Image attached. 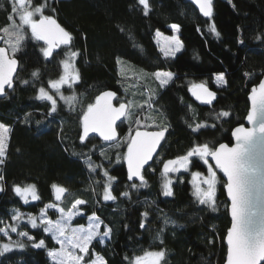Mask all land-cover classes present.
Instances as JSON below:
<instances>
[{
	"label": "trees",
	"instance_id": "obj_1",
	"mask_svg": "<svg viewBox=\"0 0 264 264\" xmlns=\"http://www.w3.org/2000/svg\"><path fill=\"white\" fill-rule=\"evenodd\" d=\"M40 2L43 0H33L34 4ZM148 3L147 15L138 0L49 3L45 14L52 15L72 34L71 48L80 53L74 62L80 79L71 88L62 89L65 97L74 92L76 100L70 105L56 96L57 112L51 115H48L51 105L36 97L40 87L47 89L50 80L61 76V61L67 48H60L53 57L45 59L40 51L43 42L32 39L30 31L21 42L14 55L19 62L14 87L0 99V123L11 129L5 163L0 166V175L4 176L0 182L3 185L0 220L4 224L0 227L11 222L13 209L37 215L47 204L68 209L76 199H82L87 203L79 206L82 215L74 224H85L86 218L95 213L103 221L100 231L105 225L112 230L103 243L95 239L90 245V251L102 256L107 264H128L126 256L131 258L144 250L160 248L166 250L163 264H223L224 237L230 220L222 185L217 190V211L199 204L192 193L190 178L194 171L204 173L206 166L198 158H190L193 162L189 164V172L174 175L173 195L164 196L162 161L186 154L196 143H231V130L243 124L247 114L250 88L264 77V0H212L213 14L208 19L187 0H148ZM12 6L10 0H0V29L10 25ZM173 24L179 26L183 47L175 57L166 58L154 43V33L171 34ZM212 25L219 35L211 31ZM0 35L4 40L6 34L0 31ZM121 67L138 75L141 85L133 87L130 80L123 79ZM33 71H38L37 77L32 76ZM157 71L171 72L181 79L173 86H158L153 94L145 87L148 85L143 74ZM221 73L224 83L218 85L215 76ZM187 79L203 80L216 93L211 105L200 106L191 99ZM145 88L148 91L144 92ZM105 90L117 93V105L129 104L131 100L132 116L118 127L120 140L116 143L104 144L94 137L81 143L79 116ZM149 91L151 108L146 109ZM221 111L229 116L217 119L216 114ZM25 114H29L27 119ZM137 117L142 124L168 126V131L156 157L142 173L145 186L132 188L133 183L138 186L140 183L127 180L123 141L130 130H135ZM198 123L206 126L193 132L192 127ZM88 156L99 166L94 172L85 163ZM105 171L116 178L110 187L116 197L113 201L103 200ZM54 183L66 189L61 201L55 200L51 188ZM26 184L36 186L39 200L30 199L25 204L15 195L13 185ZM122 192L129 195L122 196ZM49 212L52 218L57 216L56 212ZM145 212L147 217L142 215ZM165 219L171 222L165 224ZM19 229L37 242L44 239L45 246L34 248L26 241L23 249L0 256V264H54L47 252L57 248V244L42 227L22 223ZM157 233L163 244L155 239ZM0 242H5L3 234ZM88 259L86 256L85 260Z\"/></svg>",
	"mask_w": 264,
	"mask_h": 264
},
{
	"label": "snow or ice",
	"instance_id": "obj_2",
	"mask_svg": "<svg viewBox=\"0 0 264 264\" xmlns=\"http://www.w3.org/2000/svg\"><path fill=\"white\" fill-rule=\"evenodd\" d=\"M50 2L53 0H43V2L35 4L33 0H10L13 6L8 20L11 23L0 31L6 34L7 39L4 40V43L8 45V49L13 55H9L8 49L0 47V95L5 94L6 87L8 89L14 87V74L18 70V61L14 55L19 50L21 42L27 38L30 30L32 39L43 42L40 51L45 59L53 57L55 49H60L61 46L67 47L64 52L65 58L61 61L63 74L57 80H50L48 86L55 90V93L59 94L66 103L71 105L76 100L74 92L71 96L65 97L60 93V88L62 85H68L71 88L74 83L79 81L80 76L74 62L80 53L71 48L74 40L72 34L65 30L52 15L45 14ZM190 2L198 7L199 12L204 17L212 16V0H190ZM138 3L143 5L144 14L147 15L149 11L148 0H138ZM51 11L55 12V8H52ZM17 18L18 23L16 22ZM171 28L174 32L179 30V26L176 24L171 25ZM211 31L216 33L214 25L211 26ZM216 34L219 35V33ZM161 35L157 31L156 36L161 37ZM259 38L257 37V39ZM163 39L166 42L165 45H160V40H157L159 51L166 58L175 57L176 53L183 47L181 41L175 35ZM153 75L159 81L161 88L173 79L171 72L157 71ZM32 76L37 77L38 71H33ZM215 80L218 85L224 83L223 73L216 75ZM22 83L28 82L22 81ZM188 90L196 100L203 104L211 105L216 97V93L210 91L204 82L192 83ZM115 96L116 93L111 91L102 92L96 96L94 103H89L83 110L79 116L82 129L79 134L81 143L89 137L90 133L98 134L106 142H116L119 139L116 130L117 121H121L122 117L130 119L132 113L129 110L130 103H120L118 107L114 106L112 101ZM36 98L51 103L48 115L57 112V101L53 95L46 91L45 87L39 88ZM249 100L251 108L247 113L246 120L252 127L247 128L243 124H238L231 132L235 140L232 146L227 143H196L186 154L162 161L161 174L163 176L162 190L164 196L173 195L172 180L168 174L179 172L181 169L187 171L189 164L193 162L190 158H198L199 161L203 162V166H206V174L201 171L191 173L193 195L199 204L206 205L215 212L219 207L217 204L218 185H222L226 191L230 201L228 211L231 223L224 237L227 245L225 264H264V79L260 80L258 86L251 89ZM28 115L25 114L26 119ZM227 116L229 113L225 111L216 114L217 119ZM134 123L136 124L134 132L130 130L126 140L123 141L127 151L122 158L127 164L128 180L132 181L133 178H136L140 181L139 186L135 183L131 185L132 188H137L145 186L146 182L142 170H144L145 165L149 164V161L153 160V154L156 153L161 141L165 139L168 126L142 124L139 117L135 119ZM204 126L206 125L200 123L196 124L195 127L189 125L193 132H197L199 128ZM150 127L155 130H148ZM10 131V127L0 123V165L5 163ZM116 146L119 147V144ZM120 159L121 157L118 155L117 160ZM85 163L93 172L96 167H99L93 164L90 156L86 157ZM218 172L223 175L219 176ZM104 175L107 177V182L104 184L103 200L113 201L116 197L112 194L110 187L111 182L116 178L109 176L107 171L104 172ZM3 180L4 176L0 175V182ZM51 188L54 191L55 200L61 201L66 189L55 183L51 185ZM0 191H3L2 184H0ZM13 192L25 204L29 202V198L32 201L40 199L34 184H26L23 187L13 185ZM121 195L127 197L129 193L122 192ZM86 203L85 200L76 199L68 209L58 204H47L45 209H41L40 225L37 224L36 216L13 209L14 214L11 216L13 223L0 227V234L8 239L6 243L0 242V256L14 248L23 249L26 246L21 241L12 240L8 229L11 233L26 237L34 248L45 246L44 239L37 242L35 237L27 232L19 231L20 221L26 217L32 228L43 226V231L46 234H51L52 239L60 245L59 250L48 252V256L53 259L54 264H107L102 256L95 255L90 251V245L97 238L101 243L104 242L105 238H109L112 231L110 227L105 225L101 232L103 221L93 213L88 217L89 223L86 228L82 226L69 228L68 222L78 214L77 206ZM48 208H55L60 213V217L55 222L44 218ZM142 215L147 217L148 214L145 212ZM170 222L167 219L164 221L165 224ZM0 224H4V221L0 220ZM140 227L145 228L143 221ZM160 231H163V228ZM155 239L160 240V243L163 244L159 233ZM77 249L82 255L76 253ZM94 255L95 258H92ZM86 256L89 257L88 260H85ZM165 258L166 250L164 248L144 250L141 255H135L131 258L125 257L128 264H163Z\"/></svg>",
	"mask_w": 264,
	"mask_h": 264
},
{
	"label": "rangeland",
	"instance_id": "obj_3",
	"mask_svg": "<svg viewBox=\"0 0 264 264\" xmlns=\"http://www.w3.org/2000/svg\"><path fill=\"white\" fill-rule=\"evenodd\" d=\"M171 29H172V28H171ZM29 31H30V30H29ZM159 32L162 34L161 37H157V36H156L157 31L154 33V43L156 44V46L158 47V49H159V45L157 44V40H158V39L160 40V45H165L166 42H165V40L163 39L164 37H172V36L175 35L176 37L179 38L178 31H175V32H174V31L172 30V33H171V34H165V33L161 32V31H159ZM5 39H7V36L5 37ZM5 39H4V40H5ZM4 40H3V44H4V46L8 49V45L4 43ZM179 40H180V38H179ZM180 41H181V40H180ZM8 51H9V55H13L10 49H8ZM180 51H181V50H180ZM180 51H179V52H180ZM179 52H177L176 55H177ZM163 56H164V55H163ZM64 58H65V57H64ZM170 58H172V57H170ZM61 65H62V64H61ZM120 71H121V76L123 77V79H125L126 81H127V80H130V83H131V84H134L133 87L141 85V80L139 79V76H138V75H134V74H132V73L130 72L129 69H126L125 67H121V68H120ZM164 72H167V71H164ZM62 74H63V67H62ZM62 74H61V75H62ZM143 76H144V78H145V82H146V84L148 85V86L145 85V87L148 88V89L151 91V93H153V92H154V93H157V90H158V88L160 87V85H159V81L156 80L155 76H154L153 74H152V75H151V74H143ZM215 77H216V76H215ZM58 79H59V78H58ZM180 79H181V78H177V77H175V76L173 75V79H172L167 85H169V86H173L176 82L180 81ZM185 81H186V83L188 84V87H189L192 83H197V84H198V83L203 82V80L196 81V80H189V79H187V80H185ZM215 81H216V80H215ZM167 85H166V86H167ZM67 86H68V85H62V86H61V88H60V93H61V94H62V89H63V87H67ZM158 86H159V87H158ZM146 88H145L144 92L148 91V90H146ZM46 91H48L49 94L53 95V98H54L55 100H56V96H57L60 100H62L61 97H60V95H59V94H56V93H55V90L49 88V86H48V88L46 89ZM150 91L147 92L148 95H146V98H145V100H146V109H150V108H151V102H150V100H151L152 96L150 95ZM154 93H153V94H154ZM43 101H45V100H43ZM56 101H57V100H56ZM47 102L51 105V103H50L49 101H47ZM129 103H130V106H131V100H129ZM125 122H126V118L124 119L123 123H125ZM147 122H148V120H147ZM147 124H150V123H147ZM8 137H9V134H8ZM119 140H120V139H119ZM0 166H1V165H0ZM181 171H185V170L181 169ZM179 172H180V171H179ZM185 172H189V169H188L187 171H185ZM177 173H178V172H175V173H169V174H168V175H169V178L172 180V179H173V176L176 175ZM202 173H203V172H202ZM204 174H206V171L204 172ZM191 180H192V176H191V178H190V184H191V187H192V193H193L194 188H193V184L191 183ZM194 197H195V196H194ZM29 200H30V198H29ZM79 206H80V205H79ZM79 206H77V207H78V214H77L76 216H74L73 219H72L71 221L68 222L69 228H75V227H81V226L86 228V227L88 226V223H89V219H88V217H89V216L86 218V223H85V224H74V221L82 215V210L79 208ZM44 209H45V208H44ZM49 211H54V212H56L57 216H56L55 218H52L51 215H50V212H49ZM40 213H41V212H40ZM40 213L37 214V215H34V216L37 217V224H38V225H40ZM25 214H30V213H25ZM90 216H91V215H90ZM59 217H60V213L57 212L55 208H48V209H46V215H45V217H44L45 219H48V220H51V221L55 222ZM10 223H13V222L11 221ZM22 223L28 224L26 217L20 221V225H21ZM8 224H9V223H8ZM28 225L31 227L30 224H28ZM40 227H42V229H43V226H40ZM19 231H24V230L19 229ZM8 232H9V236L11 237L12 240H18V241H21V242H23V243H25L26 241H28L26 237L18 236L16 233H11L10 229H8ZM25 232H26V231H25ZM47 235H49V236L51 237V234H47ZM51 239H52V237H51ZM97 239H99V238H97ZM105 239H108V238H105ZM52 240H53V239H52ZM53 241H54V240H53ZM104 241H105V240H104ZM6 242H8L7 237H5V242H4V243H6ZM54 242L56 243V241H54ZM56 244H57V248L52 249V250H59L60 245H59L58 243H56ZM16 249H17V250H20L19 248H14L13 250H16ZM49 251H51V250H48V252H49ZM48 252H47V253H48ZM76 253H77L78 255H82L81 253H79V250H78V249L76 250ZM95 255H97V254H95ZM95 255L93 256V258H95ZM48 258L50 259L51 262L54 263V261H53V259H52L51 257L48 256Z\"/></svg>",
	"mask_w": 264,
	"mask_h": 264
},
{
	"label": "water",
	"instance_id": "obj_4",
	"mask_svg": "<svg viewBox=\"0 0 264 264\" xmlns=\"http://www.w3.org/2000/svg\"><path fill=\"white\" fill-rule=\"evenodd\" d=\"M191 5H193V7L197 10V12L202 16V17H204L200 12H199V9H198V7H196L194 4H192L191 2H190V0H187ZM204 18H210V17H204ZM3 44V36L2 35H0V47H4V48H6L5 46H3L2 45ZM61 48H67L66 46H61ZM7 49V48H6ZM59 49H55L54 50V53H56L57 51H58ZM15 59H17L16 57H14ZM18 61V60H17ZM18 67H19V62H18ZM18 71V70H17ZM16 75H17V72L14 74V77H16ZM262 79H264V77H262L260 80H262ZM260 82V81H259ZM259 84V83H258ZM258 84L257 85H255V86H258ZM254 86H252L251 88H250V91H249V93H248V96H247V99H248V111L250 110V108H251V102H250V100H249V95H250V93H251V89L253 88ZM8 90H10V89H8L7 87H6V90H5V94L4 95H0V99H3V98H5L6 97V94H7V91ZM210 91H212L211 89H209ZM105 91H111V92H114V91H112V90H105ZM105 91H102V92H105ZM102 92H100L99 93V95L102 93ZM114 93H116V92H114ZM189 95H190V97H191V99L194 101V102H196L197 104H199L200 106H209L208 104H203V103H201L200 101H198V100H196L195 99V97L192 95V93L191 92H189ZM116 98H117V93H116V96L114 97V99H113V104H114V106H119V105H117V104H115V101H116ZM126 104V103H125ZM248 111H247V113H248ZM246 116H247V114H246ZM246 116H245V118H244V122H243V125L245 126V127H247V128H250V127H252V125L251 124H249L248 123V121L246 120ZM124 117H122L121 118V121H124ZM121 121H117V133H118V137H119V139H120V136H119V132H118V127L123 123V122H121ZM236 127V126H235ZM234 127V128H235ZM233 128V129H234ZM232 129V130H233ZM141 130H143V129H141ZM232 130H231V132H232ZM81 131H82V129H81ZM81 131H80V133H81ZM134 132V131H133ZM231 132H230V138H231V143L229 144V146H232L234 143H235V140H234V138L232 137V134H231ZM166 134V133H165ZM92 137H94V138H96V139H98V140H100L102 143H104V144H113V143H116L117 141H119V139L116 141V142H106V141H103L100 137H99V135L98 134H96V133H90L89 134V137L88 138H86V140L87 139H89V138H92ZM86 140L83 142V143H85L86 142ZM81 142V141H80ZM161 143H162V141H161ZM161 145V144H160ZM160 145L157 147V151H156V153H154L153 154V157L155 158L156 157V155H157V153H158V150H159V148H160ZM126 151H127V148L125 149V153H126ZM153 158V159H154ZM152 161L153 160H151V161H149V164L148 165H145V168H144V170L152 163ZM123 164H124V167H125V170H126V174H127V164H126V162L123 160ZM144 170H142V173H143V171ZM218 171V170H217ZM219 173V172H218ZM220 174V176H222L223 174L222 173H219ZM226 179V178H225ZM127 180H128V178H127ZM128 182H136V183H140V181L138 180V179H136V178H133V180L132 181H129L128 180ZM224 192H225V197H226V200H227V203H228V206H227V210H228V207L230 206V201L228 200V198H227V194H226V191L224 190ZM228 216H229V220H230V223H231V217H230V214H229V211H228ZM229 227H230V225H229ZM225 236H226V234H225ZM224 243H225V246H226V249H227V245H226V241L224 240ZM225 261H226V254H225V259H224V263L223 264H225Z\"/></svg>",
	"mask_w": 264,
	"mask_h": 264
},
{
	"label": "flooded vegetation",
	"instance_id": "obj_5",
	"mask_svg": "<svg viewBox=\"0 0 264 264\" xmlns=\"http://www.w3.org/2000/svg\"><path fill=\"white\" fill-rule=\"evenodd\" d=\"M122 125V124H121Z\"/></svg>",
	"mask_w": 264,
	"mask_h": 264
}]
</instances>
